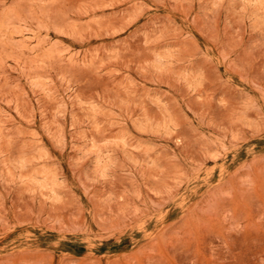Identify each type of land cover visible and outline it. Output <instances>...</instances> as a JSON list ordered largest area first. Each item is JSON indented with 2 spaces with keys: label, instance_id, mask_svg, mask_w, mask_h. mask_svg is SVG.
Here are the masks:
<instances>
[{
  "label": "rangeland",
  "instance_id": "374dc122",
  "mask_svg": "<svg viewBox=\"0 0 264 264\" xmlns=\"http://www.w3.org/2000/svg\"><path fill=\"white\" fill-rule=\"evenodd\" d=\"M0 264H264V0H0Z\"/></svg>",
  "mask_w": 264,
  "mask_h": 264
}]
</instances>
